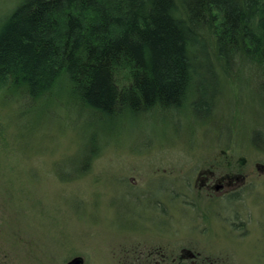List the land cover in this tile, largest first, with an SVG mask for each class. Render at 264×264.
Segmentation results:
<instances>
[{"label":"rangeland","instance_id":"374dc122","mask_svg":"<svg viewBox=\"0 0 264 264\" xmlns=\"http://www.w3.org/2000/svg\"><path fill=\"white\" fill-rule=\"evenodd\" d=\"M20 1L0 0V22ZM201 75L194 109L104 120L57 89L34 99L0 83V264H118L125 235L264 264V85L246 68ZM205 168L231 175L226 196L186 190Z\"/></svg>","mask_w":264,"mask_h":264},{"label":"trees","instance_id":"16d2710c","mask_svg":"<svg viewBox=\"0 0 264 264\" xmlns=\"http://www.w3.org/2000/svg\"><path fill=\"white\" fill-rule=\"evenodd\" d=\"M244 68L264 85V0H21L0 22V83L103 120L194 109L197 77Z\"/></svg>","mask_w":264,"mask_h":264},{"label":"flooded vegetation","instance_id":"af4514ba","mask_svg":"<svg viewBox=\"0 0 264 264\" xmlns=\"http://www.w3.org/2000/svg\"><path fill=\"white\" fill-rule=\"evenodd\" d=\"M229 175V176H228ZM226 174L220 168L204 170H194L190 178L187 179L186 190H190L194 197L200 196L204 192L206 196H226L227 193L224 190L230 184L232 179L230 174ZM188 177V176H187ZM192 178L193 182H192ZM183 186V185H182ZM184 200L183 203L192 207V210H196L199 207L198 202H205L204 199ZM153 201V202H150ZM161 199L156 197L154 200H149V205L154 208L158 207V210L162 212L160 207ZM219 206H222L219 204ZM209 207V205H208ZM206 228V227H205ZM202 233V231L200 232ZM206 233V231L204 232ZM174 234H178V231H174ZM161 236H157L154 240H148L149 238L139 235H125L118 240L117 246L119 249L114 254L120 256L116 259L118 264H218L210 259L208 253H201L199 250H195L184 244L178 242L177 247H163V241ZM182 245V246H181ZM200 255H203L201 258Z\"/></svg>","mask_w":264,"mask_h":264},{"label":"water","instance_id":"95a60500","mask_svg":"<svg viewBox=\"0 0 264 264\" xmlns=\"http://www.w3.org/2000/svg\"><path fill=\"white\" fill-rule=\"evenodd\" d=\"M82 258L79 256L73 257L71 260H69L66 264H81Z\"/></svg>","mask_w":264,"mask_h":264}]
</instances>
